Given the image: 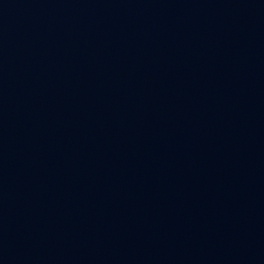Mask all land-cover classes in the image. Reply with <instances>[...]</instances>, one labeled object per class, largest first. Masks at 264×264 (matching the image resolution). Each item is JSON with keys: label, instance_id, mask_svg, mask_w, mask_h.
Returning a JSON list of instances; mask_svg holds the SVG:
<instances>
[{"label": "water", "instance_id": "obj_1", "mask_svg": "<svg viewBox=\"0 0 264 264\" xmlns=\"http://www.w3.org/2000/svg\"><path fill=\"white\" fill-rule=\"evenodd\" d=\"M0 264H264V0H0Z\"/></svg>", "mask_w": 264, "mask_h": 264}]
</instances>
